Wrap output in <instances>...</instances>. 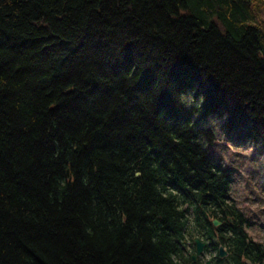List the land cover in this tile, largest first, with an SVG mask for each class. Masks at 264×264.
Returning a JSON list of instances; mask_svg holds the SVG:
<instances>
[{
	"label": "trees",
	"instance_id": "1",
	"mask_svg": "<svg viewBox=\"0 0 264 264\" xmlns=\"http://www.w3.org/2000/svg\"><path fill=\"white\" fill-rule=\"evenodd\" d=\"M211 123L264 156V0H0V264H264Z\"/></svg>",
	"mask_w": 264,
	"mask_h": 264
},
{
	"label": "rangeland",
	"instance_id": "2",
	"mask_svg": "<svg viewBox=\"0 0 264 264\" xmlns=\"http://www.w3.org/2000/svg\"><path fill=\"white\" fill-rule=\"evenodd\" d=\"M209 126L216 135V142L208 146L209 154L218 166L230 171L232 199L253 223L250 234L261 242L264 238V156L260 154L263 149L240 141L238 133L226 134L220 124ZM216 256V252L210 251L199 258L211 262Z\"/></svg>",
	"mask_w": 264,
	"mask_h": 264
},
{
	"label": "water",
	"instance_id": "3",
	"mask_svg": "<svg viewBox=\"0 0 264 264\" xmlns=\"http://www.w3.org/2000/svg\"><path fill=\"white\" fill-rule=\"evenodd\" d=\"M219 225H220V223L218 221H215V226H219ZM195 244L197 246V256H200L204 252L206 244L202 243L198 239L195 241ZM220 255H221V258H226L228 256V253L223 248H221L220 249ZM196 259H197V257H194V260H196ZM208 264H210V263H208Z\"/></svg>",
	"mask_w": 264,
	"mask_h": 264
}]
</instances>
